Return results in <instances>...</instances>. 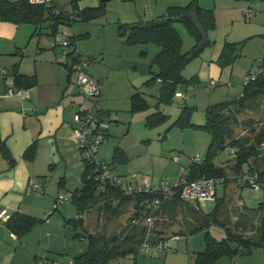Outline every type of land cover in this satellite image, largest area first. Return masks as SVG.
Wrapping results in <instances>:
<instances>
[{
	"label": "rangeland",
	"instance_id": "1",
	"mask_svg": "<svg viewBox=\"0 0 264 264\" xmlns=\"http://www.w3.org/2000/svg\"><path fill=\"white\" fill-rule=\"evenodd\" d=\"M151 1L154 11L149 15L146 13L144 16L146 19L162 14L166 9L165 0ZM189 1L191 0L171 2L185 5ZM121 2L125 1L121 0ZM196 2L201 7L213 8L214 26L207 29V36L215 41L213 45L210 43L204 45L184 66L183 75L187 78L194 76L195 79L192 82L177 84L176 89L181 90L182 96L175 93L169 102H159L160 81L148 80L152 76L150 70L152 59L159 50V46L154 42L126 43L128 48L124 53L108 52L105 60L102 53H95L97 58L90 62L89 69L93 64H106L105 71L108 75L107 78H103V95L90 96L91 100L94 103L101 100L102 108H104V104H108V98L118 109L110 117H106L110 125L107 129L108 136L106 141L99 146L95 157L110 163L113 173L121 176L125 182L136 175L138 182L141 183L145 180L153 185L159 184L162 180L174 183L186 171L191 158L197 155L204 156L210 143V134L207 130L192 125L182 127L176 125L174 120L182 106L193 107L190 119L194 124L204 123L205 109L208 105L234 99L241 94L245 75L257 67L258 59L263 54L264 0H196ZM129 5L132 4L127 6ZM136 5L140 12H143L144 7L141 2ZM116 8L110 9L105 17L97 20L98 23L95 26L97 30L92 35L93 41L106 40L107 34L112 29L109 22L115 19ZM120 15L121 17L125 15L124 10ZM103 24H105L104 28H102ZM174 25L182 39L181 50L191 49L196 41L195 37L190 34L183 22L176 21ZM57 34L62 37L63 32L59 29L54 38ZM120 37L121 43H125L124 37ZM34 39H37V34ZM243 39L245 41L240 54L233 59L232 63L226 65L229 75H213L212 72L204 75L205 77L200 75L202 74L200 72L202 61H210L211 49L214 45ZM110 44L111 47L116 45ZM59 46L61 51L68 48L62 44ZM22 52L26 53L27 50L23 49ZM217 58L212 60V63L223 70L226 66L221 67L217 63ZM151 68L156 69V64ZM212 68L213 66L210 65V69ZM71 72L73 82L76 83V71L72 69ZM212 82L213 85H210ZM136 91H140L150 105L146 109L133 112L130 108V96ZM158 109L167 115L166 118L156 123L148 122V116ZM73 118L74 114L72 121ZM238 119V124L234 125L235 136L252 138L251 135H254L261 125L264 127V96L247 102L239 112ZM249 120H252L251 124L247 123ZM71 141L70 146H74L75 151L71 149L65 153V157L60 156L58 159H55L50 152V163L39 158L34 168L35 173H30V182L24 188V194L39 196L42 205L51 203L52 206L43 217H39L42 220L23 236L25 238L7 239V243L19 245L23 242L32 248L30 255L27 253L22 256L20 252H17L16 255L9 256V258L14 257L13 262L20 259L21 261L17 264L19 262L21 264H71L73 257L87 248V239L75 236V230L66 223L67 219L76 216V206L67 197L81 186V172L84 165L77 143ZM117 149L122 150L123 153L115 156ZM151 160H153L152 163ZM215 161L223 166L228 179L226 183L216 184L213 197L195 205L201 211H211L217 200L224 195L226 188L229 195L226 198L224 217L231 218L229 223H232V216L237 215L240 210L237 198L245 203L246 208H257L263 201L264 195L262 191L249 184L241 185L235 180L233 175L235 161L225 148L218 150ZM248 164L249 161L242 163L244 171L247 170ZM257 164L259 168L264 167V155L257 159ZM117 201V198L109 195L100 197L93 203L91 209L83 214L84 223L89 232L106 237L119 235L121 238L130 233L134 216L132 214L133 202L124 204L122 210L120 209L122 212L117 213L115 211ZM51 210L53 214H50V220L46 221ZM156 211H158L155 212L156 218H151V220L143 215L136 217L138 218L137 225L145 227L144 239L150 240L151 237L163 234V248L149 246L147 251H141L135 257L127 254L120 256L112 263L194 264L197 252L205 246V231L203 229L190 231L189 229L197 223L196 220L201 219V213L195 207H189L180 201H171L167 206L160 210L158 208ZM248 223V233H252V237H257L258 217ZM211 230L215 235L222 233L219 228L212 227ZM9 258L4 259L2 263L11 264L12 261ZM231 259L233 257L222 255L218 257L216 263L224 264L223 261H225L226 264H237V262L231 263Z\"/></svg>",
	"mask_w": 264,
	"mask_h": 264
},
{
	"label": "trees",
	"instance_id": "2",
	"mask_svg": "<svg viewBox=\"0 0 264 264\" xmlns=\"http://www.w3.org/2000/svg\"><path fill=\"white\" fill-rule=\"evenodd\" d=\"M60 13H52L51 7L45 4H33L28 0H0V19L13 23H31L39 26L42 21L50 19L51 29L54 35L57 33L58 24L60 22H72L75 20H88L104 14L106 10L105 0H101L97 6L79 8L76 13L71 10L64 9L61 5ZM195 6L197 14L206 29L214 26L213 8H203L199 6L196 0H191L187 4H170L167 6L163 14L140 19L133 22H123L118 25L119 35L124 37L126 43H142L154 42L159 46L150 65L152 76L150 80L160 81L159 102H169L171 96L177 93V84L180 82H192L195 77L187 78L183 75L184 66L211 40L206 36L201 40V35L196 27L188 18V11ZM77 9V7H75ZM181 21L187 27L196 41L192 48L187 51L181 50L182 39L174 22ZM74 37V36H72ZM77 37V36H76ZM75 38V37H74ZM76 39V38H75ZM245 40L225 41L223 43L217 63L223 67L232 63L233 59L240 54V49ZM156 64L157 68L151 67ZM13 70V68H12ZM69 70H72L69 65ZM14 83L17 87L29 88L36 82L34 74H22L13 71ZM248 73H254V77L248 78L243 84L241 94L225 101L210 104L205 109V120L202 124H194L191 121V111L193 107L183 105L174 123L179 126L192 125L205 129L210 134V143L204 156L200 155V161L195 162L190 159L186 171L182 174L187 179L199 178L202 176H213L223 178L221 182L228 179L223 166L215 161V156L220 148L232 147L235 149V156H230L235 161L233 167L234 174L238 175L244 171L242 163L249 161L248 168H256L257 164L252 165L253 161L264 155V127L260 126L259 130L250 137L235 136L234 125L238 124V114L247 104L258 97L264 96V48L261 58L258 59V65ZM247 73V74H248ZM246 79V78H245ZM147 80V81H148ZM131 111L146 109L149 107L148 100L142 96L140 91L131 94ZM103 110V109H102ZM102 113V111H101ZM161 110H156L148 116V122L156 123L166 118ZM247 123H252L249 120ZM254 131V127L252 129ZM37 150V143L34 140L23 152V157L27 160H33ZM1 154L13 165L14 157L7 147L0 144ZM122 150L117 149L115 156L121 155ZM106 162V161H105ZM108 163V162H106ZM83 169L81 172V186L70 195L71 201L76 206V216L66 220L74 230L75 236L87 239V248L83 252L74 256L71 264H99L109 263L118 260L120 256L132 254L134 257L143 250V244L146 242L149 246L163 248V234L161 233L150 240L144 239L145 227L138 226L136 217L139 215L150 214L153 218L155 212L167 206L171 201L190 202L179 198L175 193L171 198L163 199V196L157 192H141L133 194H124V192L109 182H105V190L98 187V181L93 176V165L83 161ZM110 164V163H108ZM252 165V166H251ZM112 166V165H111ZM264 168L261 170L263 171ZM181 175V176H182ZM180 176V177H181ZM179 177V178H180ZM179 178L177 180H179ZM239 181V179H238ZM239 184L240 181H239ZM243 185V184H241ZM111 196L117 198L115 211L120 212L122 206L126 203L133 202L132 226L130 233L121 238L119 235L106 237L104 235H94L89 232L84 223L83 214L91 209L94 202L100 197ZM264 195V194H263ZM160 198V205L153 209L148 207L147 201L154 198ZM163 199V200H162ZM226 197L223 195L217 200L214 207L209 212L199 210L194 204L196 210L201 214V219L196 220V224L192 225L190 231L203 229L205 246L198 251L194 264H217L216 260L222 255L235 257L237 255L250 254L254 248H262L264 250V199L257 208L243 209L240 205L237 215H233V222L229 217H224ZM122 210V209H121ZM122 212V211H121ZM120 212V213H121ZM258 217V236L252 237V233H246L249 220ZM156 218V217H155ZM42 219L29 215L20 211L12 212L6 219V225L16 237L24 236L34 225ZM155 220V219H154ZM136 221V222H135ZM219 228L222 233L215 235L211 228ZM100 243V244H99Z\"/></svg>",
	"mask_w": 264,
	"mask_h": 264
},
{
	"label": "crops",
	"instance_id": "3",
	"mask_svg": "<svg viewBox=\"0 0 264 264\" xmlns=\"http://www.w3.org/2000/svg\"><path fill=\"white\" fill-rule=\"evenodd\" d=\"M100 1L57 0V3L64 9L72 10L77 6L81 8L94 7ZM122 1L125 2H121V0H105L106 12H104V15L88 20H75L67 23L60 22L57 32L60 29L63 32L62 36H74L79 44L81 57L91 61L97 58L95 53H102L104 60L108 52L118 51L119 53H124L128 47L125 45L126 42L121 43L120 41L121 37L118 25L123 22L128 23L146 19L144 18L146 13L148 15L152 14L154 8L151 0ZM171 1L173 0H165L166 8L170 4L179 3ZM140 2L144 7L143 12H140L136 5V3L139 4ZM126 4L132 5L127 6ZM115 7H117L114 14L115 19L109 22L112 29L107 34L106 40L101 42L99 40L93 41L92 35L97 30V27H95L98 23L97 20L105 17L106 13ZM123 10L125 15L121 17L120 13ZM50 23L51 20L46 19L39 26H35L31 23H13L0 19V69L13 68V71L18 74H34L36 77L35 84L28 88L29 96L22 98L18 95H6L8 85L0 73V144L3 143L15 159V162L11 165L0 153V173L9 170L13 171L12 175L0 176V209L6 208L8 216L14 211H20L29 215L43 217L46 211L51 208V203L45 206L42 205L41 201H39V196L24 194V188L30 182V173H35L34 168L39 158H43L47 163H50L49 138L54 139L58 158L60 156L65 157V153L71 151V149L73 151L76 150L73 149L74 146H70L72 145L70 142L73 140L72 115L79 109L90 107L94 104L91 97L86 95L85 90L73 82L72 70H69L72 58L64 55V49L61 51L59 44L55 41L54 34L51 33ZM104 27L105 24L102 25V28ZM36 34L37 39H34ZM209 38L212 41L210 44L213 45L215 39ZM110 43L116 45L111 47ZM222 46L223 44L220 43L214 45L211 49L210 61H202L200 69L202 77H205L204 75H207L209 72H212L211 74L213 75H229L226 71L228 70L227 66L221 70L212 63V60H215L219 56ZM23 49H26L27 52L23 53ZM210 65L213 66L212 69H210ZM106 68V64L100 63L93 64L89 69V73L101 83V95H103V78H107L108 76L105 71ZM176 92H181V90L177 89ZM107 101L108 104H104V108H102V114L110 117L118 109L116 106H113L108 98ZM101 106L103 105L101 104ZM34 140L37 143L35 157L33 160H27L23 157V152ZM150 162L152 163L153 160ZM251 164L255 165L257 162L253 161ZM257 167L259 168L258 164ZM233 175L235 180L239 182L236 178L237 173ZM224 195L226 198L229 195L226 188ZM236 201L243 209H249L246 208L245 203L240 198H237ZM180 203L194 207L192 202L180 201ZM50 214H53V210L47 215L46 221L50 220ZM6 219L0 223L1 262L5 261L4 259H8L10 255H16L17 252H20L24 256L27 253L30 255L32 251V248L25 245L21 240V244L19 245L7 243L8 238L21 239L23 236L21 238L16 237L7 227L5 223ZM248 232L249 229L247 228L246 233ZM9 259L12 261L11 264H17L18 261H21L19 259L13 262L14 257ZM22 260L25 261L24 259ZM112 262L99 264H114ZM234 262H237V264H264V250L262 248H254L250 254L233 257L231 263ZM8 263L6 262L5 264ZM223 263L226 264L225 261ZM18 264H21V262Z\"/></svg>",
	"mask_w": 264,
	"mask_h": 264
},
{
	"label": "built area",
	"instance_id": "4",
	"mask_svg": "<svg viewBox=\"0 0 264 264\" xmlns=\"http://www.w3.org/2000/svg\"><path fill=\"white\" fill-rule=\"evenodd\" d=\"M14 1V0H11ZM33 4H45L51 7L52 13H60V6L57 0H28ZM77 9H73L76 13ZM56 43L62 44L65 47L64 55L72 58L71 68L76 71L77 79L76 83L85 90L86 95L90 96H101V83L93 77L88 69L91 60L83 59L80 55L77 40L69 35H63L60 37L59 34L55 38ZM5 78V82L8 85L6 95H18L22 98L29 96V90L25 87H17L14 83V73L12 68H3L0 71ZM254 77V73H248L245 75V80ZM213 85V82L210 84ZM177 95L182 96V93L177 92ZM101 101H97L90 107L81 108L74 113L73 127H72V138L77 143L80 150L82 160L93 165V176L98 181V187L105 190V182H109L120 188L124 194H133L138 191L141 192H157L163 196V199L171 198L175 193L178 194L182 200L193 202L198 204L205 199L214 196L216 184L222 181L221 178L213 176H202L194 179H187L182 175L179 180L171 183L170 181L162 180L157 185H153L147 180L144 182H138L136 175H133L127 182L123 181L121 176L113 173L111 164L106 163L104 160H98L95 154L99 146L104 143L107 139V129L109 127V120L102 113ZM230 156H235V149L232 147L226 148ZM192 161H200V155L192 158ZM249 168L248 170L242 171L238 175V179L241 184H249L257 190H260L264 194V170ZM71 200L70 195L67 197ZM162 199V200H163ZM148 207L153 209L158 208L160 205V198H154L152 201L146 202ZM141 216V215H140ZM147 216L149 220L153 218L150 214L143 215ZM8 217L7 209H0V223ZM138 221V219H136ZM135 221V222H136ZM149 247L148 243L143 244V250L147 251ZM160 248V247H159ZM0 264H3L0 261Z\"/></svg>",
	"mask_w": 264,
	"mask_h": 264
},
{
	"label": "water",
	"instance_id": "5",
	"mask_svg": "<svg viewBox=\"0 0 264 264\" xmlns=\"http://www.w3.org/2000/svg\"><path fill=\"white\" fill-rule=\"evenodd\" d=\"M188 18L192 22V24L196 27V29L199 31L201 35V40L205 39L207 36V29L204 27L202 22L200 21L198 14H197V8L193 6L189 11H188ZM49 143L51 146V155L55 158L58 159V153H57V148L54 142L53 138H49ZM13 171H4L0 173V176H7V175H12Z\"/></svg>",
	"mask_w": 264,
	"mask_h": 264
}]
</instances>
